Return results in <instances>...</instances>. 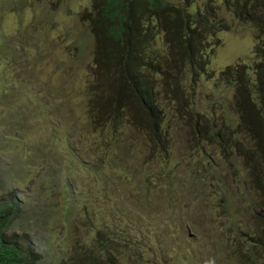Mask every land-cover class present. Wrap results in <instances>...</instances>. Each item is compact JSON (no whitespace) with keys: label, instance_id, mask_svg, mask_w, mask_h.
Returning <instances> with one entry per match:
<instances>
[{"label":"trees","instance_id":"16d2710c","mask_svg":"<svg viewBox=\"0 0 264 264\" xmlns=\"http://www.w3.org/2000/svg\"><path fill=\"white\" fill-rule=\"evenodd\" d=\"M221 2L233 18L252 28L256 41L253 51L259 59L252 88L242 65L221 72L236 80L238 131L251 144L230 134L222 142L219 130L202 127L200 114L187 110L183 97L185 78L195 82L204 72L211 37L229 29L216 0L192 10L189 0H92L91 9L82 14L94 37L87 125L99 135L90 142L82 130L87 135L80 148L68 138L72 157L57 155L54 161L39 147V202L24 222L34 226L32 234L23 228L22 206L14 192L0 196V264H182L178 234H194L193 223L180 216L173 230L175 216L162 208L169 197L160 193L159 185L154 186L159 192H153L151 180L137 165L140 159L155 157L168 161L171 140L161 102L173 98L177 112L188 120V140L212 142L218 137L226 157H241L245 183L256 196L245 229L231 220L221 232L225 239L219 249L227 252L230 264H264V0ZM126 124L127 132H117ZM117 143L125 154L114 152ZM73 157L76 162L71 163ZM67 166L77 171L75 177L62 173L70 172ZM125 170L140 177L138 190L119 189L116 199L111 198L108 189L116 191ZM155 177L165 180L167 175ZM164 185L166 193L174 186L171 181ZM222 198L218 205L225 212L229 201L225 193ZM157 212L167 214L164 223L153 219ZM50 245L53 251L45 256L43 248Z\"/></svg>","mask_w":264,"mask_h":264},{"label":"rangeland","instance_id":"374dc122","mask_svg":"<svg viewBox=\"0 0 264 264\" xmlns=\"http://www.w3.org/2000/svg\"><path fill=\"white\" fill-rule=\"evenodd\" d=\"M205 1L189 0L191 10ZM91 4L92 0H0V196L13 191L18 197L23 228L30 234L35 231L34 226L24 222L39 202L37 184L42 179L39 147L54 161L57 155L70 154L68 138L72 137L80 148L87 135L82 130L88 132L90 142L99 135L89 132L87 125L89 86L94 82L91 74L94 37L89 21L82 14L91 9ZM216 4L229 29L211 37L205 50L208 61L204 72L195 82L188 76L185 78L181 84L183 97L186 109L200 114L201 126H207V131L219 130L222 142L230 134L231 138L251 144L238 131L239 117L234 107L236 80L223 77L221 72L227 66L242 65L252 88L254 64L259 59L253 51L256 41L251 27L225 11L221 0H216ZM157 46L164 49L160 41ZM177 106L174 98L161 102L163 125L169 129L171 140L168 161L155 157L148 161L140 159L137 165L151 180L152 191H158L154 186L159 185L160 193L169 197L162 208L169 215L174 214L173 230L180 216L193 223L194 234H178V250L184 260L181 263L230 264L227 252L219 249L225 239L221 232L231 220L245 229L255 193L245 183L247 171L241 157L234 154L226 157L216 140L218 137L212 142L206 138L197 142L188 140L189 123L177 112ZM127 130L126 124L117 132ZM107 132V139L113 143ZM119 143L114 145V152L125 154ZM70 162H76V158ZM61 166L63 169L64 165ZM79 170L87 174L86 168ZM64 171L72 178L77 175L70 168V172ZM120 173L123 177L119 187L116 191L108 189L111 198L116 199L119 189L138 190L139 176L130 170ZM158 173L167 178L157 180ZM169 181L174 186L168 187L166 193L164 183ZM224 193L229 201L225 212L218 205ZM167 218L165 212H157L153 217L157 223H164ZM40 229L44 232L46 227ZM51 251V245L43 248L45 256ZM189 252L194 255L189 257Z\"/></svg>","mask_w":264,"mask_h":264}]
</instances>
